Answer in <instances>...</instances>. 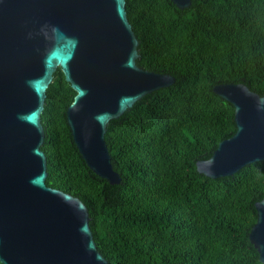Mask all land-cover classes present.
Wrapping results in <instances>:
<instances>
[{
	"label": "trees",
	"instance_id": "1",
	"mask_svg": "<svg viewBox=\"0 0 264 264\" xmlns=\"http://www.w3.org/2000/svg\"><path fill=\"white\" fill-rule=\"evenodd\" d=\"M125 10L136 65L175 82L107 125L120 176L109 185L72 141L65 112L75 92L57 69L40 114L46 186L84 203L109 264H262L248 234L264 197V161L217 179L199 174L196 162L236 129L215 85L264 95V0H190L184 10L169 0H125Z\"/></svg>",
	"mask_w": 264,
	"mask_h": 264
},
{
	"label": "water",
	"instance_id": "2",
	"mask_svg": "<svg viewBox=\"0 0 264 264\" xmlns=\"http://www.w3.org/2000/svg\"><path fill=\"white\" fill-rule=\"evenodd\" d=\"M177 9L190 0H169ZM138 40L125 0H0V263L109 264L97 251L86 206L46 186L40 114L57 69L75 92L65 118L86 166L118 185L105 142L107 125L175 78L136 65ZM213 93L233 107L234 134L196 171L231 176L264 161V95L243 84ZM248 234L264 264V197Z\"/></svg>",
	"mask_w": 264,
	"mask_h": 264
}]
</instances>
